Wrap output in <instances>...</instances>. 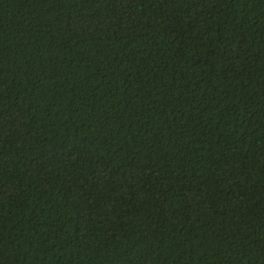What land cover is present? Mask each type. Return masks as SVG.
<instances>
[{"label": "trees", "instance_id": "16d2710c", "mask_svg": "<svg viewBox=\"0 0 264 264\" xmlns=\"http://www.w3.org/2000/svg\"><path fill=\"white\" fill-rule=\"evenodd\" d=\"M0 264H264V0H0Z\"/></svg>", "mask_w": 264, "mask_h": 264}]
</instances>
